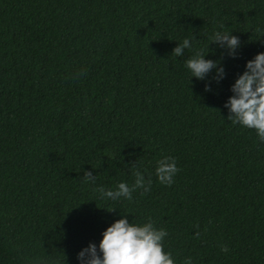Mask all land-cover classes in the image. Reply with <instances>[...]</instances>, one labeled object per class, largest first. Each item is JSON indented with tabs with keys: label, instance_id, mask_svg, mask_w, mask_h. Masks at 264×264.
Listing matches in <instances>:
<instances>
[{
	"label": "trees",
	"instance_id": "16d2710c",
	"mask_svg": "<svg viewBox=\"0 0 264 264\" xmlns=\"http://www.w3.org/2000/svg\"><path fill=\"white\" fill-rule=\"evenodd\" d=\"M213 20L241 44L205 90L171 50L206 48ZM262 31L264 0H0V264H77L120 215L165 227L178 264H264V144L224 106ZM166 154L171 185L154 172ZM134 163L150 191L101 199Z\"/></svg>",
	"mask_w": 264,
	"mask_h": 264
},
{
	"label": "clouds",
	"instance_id": "9594fccd",
	"mask_svg": "<svg viewBox=\"0 0 264 264\" xmlns=\"http://www.w3.org/2000/svg\"><path fill=\"white\" fill-rule=\"evenodd\" d=\"M212 23L214 27L207 36L206 48L197 47V38L192 35L184 36L171 50L172 55L184 57V67L189 73V80L192 77L197 80L208 78L205 90H211L212 82L219 83L224 78L226 73L223 56L235 58L241 44L239 36L233 34V30L225 28L223 22L213 20ZM261 34H264V31ZM210 42L221 50L220 57L213 58L208 55L216 50L209 47ZM185 50H190L191 54L185 56ZM230 92L231 95L224 101L228 111L227 120L233 125L239 124L244 128L253 129L257 141L264 144V51H258L245 60L243 70L235 75L230 84ZM131 167L134 177L131 184L119 181L114 187L98 185L95 191L99 197L113 202L122 199L131 201L136 190H142V194L150 191V176H146L135 163ZM179 170L173 155H161L155 161V176L162 185H171ZM82 179L95 184L96 176L85 169ZM167 235V229L157 226L150 216L141 222H135L133 219L130 221L126 215H120L102 230L98 242L89 241L78 250L77 264H178L173 254L165 250L164 239ZM221 250L227 251V246L222 244ZM35 264L45 262L37 260ZM182 264H193V258L184 257Z\"/></svg>",
	"mask_w": 264,
	"mask_h": 264
}]
</instances>
